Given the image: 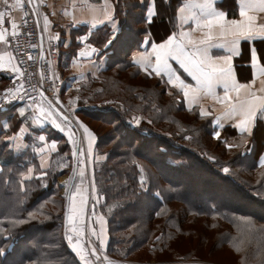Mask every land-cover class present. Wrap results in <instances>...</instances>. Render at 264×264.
I'll return each mask as SVG.
<instances>
[{"label": "rangeland", "instance_id": "374dc122", "mask_svg": "<svg viewBox=\"0 0 264 264\" xmlns=\"http://www.w3.org/2000/svg\"><path fill=\"white\" fill-rule=\"evenodd\" d=\"M104 4L108 7V13L118 14L116 4H113V9L109 0H104ZM49 10L46 5H41V29L44 30L45 24L47 31L44 30V37L60 52L62 43L59 35L62 34L64 25L51 17ZM135 15L134 12V19ZM123 16L126 18L127 14ZM117 31L113 32L111 26H108V32L98 30L93 41L106 40L104 44L109 46L116 34L119 35ZM82 34L88 37V31ZM58 42L61 43L59 47ZM108 48L102 51L104 69L107 66L105 57L109 54H112L111 57H117V49L114 51L113 48L114 53H110ZM120 48L127 49L126 40ZM74 50L75 48H72L68 51ZM8 52L7 47L0 51V93L8 86ZM120 52L124 53L122 49ZM94 53L97 55L99 52ZM101 67L102 65L95 63L71 66L61 64L60 61L55 69L59 82V100L55 107L57 111H52L51 115H45L50 111L44 108L27 105H18L20 107L8 110L0 108V249H4L3 255H0V264H82L81 257H85L90 264H255L254 258L257 262L263 259L258 264H264V241L256 237L250 244L245 236L247 226L238 223L236 226L230 225L214 215L205 217L200 214L197 205H208L207 200L213 199L226 206L234 204L233 206H239L242 210L256 208L261 210L262 214L264 210L247 200L234 198L233 191L229 188L225 189L205 181V175L198 170H160L162 178L164 175L170 180L165 181L163 178L164 182H160L149 174V169H143L141 162V166L134 165L135 174L137 173L136 189L139 192L132 191L131 187L119 197H104L100 193L96 176L105 173L102 169H105L104 165L108 162L106 151L113 145V141L107 139L116 133L113 129L119 124L116 121L111 124L105 122L109 118L106 114L107 103L115 99L121 100L123 96H129L130 101H133L134 88L135 93L142 91L147 96V107L153 109V106H158L162 110L161 114L157 111L162 119H159L157 114L155 116L159 124L163 125L161 122L164 118L174 117L184 127L192 125L201 128L198 133L200 138L196 143L215 148L221 154L225 153L221 149L224 144L220 142H224L226 137L223 132L219 140L208 138L204 134V119L199 113L191 111L195 110L191 101H186L175 88L170 87L168 82L161 78L152 77L140 70L142 74L138 76L133 69L124 72L113 69L102 75L98 71ZM62 75L66 76L64 80ZM119 85L124 91H120ZM137 100L140 101V98ZM21 108L25 109V117L18 115ZM177 108L180 110L177 111ZM64 112L71 113L70 123L66 124L60 119ZM52 119L64 126L65 131L53 127ZM137 119L139 123L144 120L137 114H132L129 119L123 118L120 126L122 132L125 125L131 126L132 129H146L141 123H136ZM144 123L147 124V129L153 128L147 120ZM80 125L88 128L91 137ZM69 128L72 133L71 140L66 134ZM217 130L213 128V137ZM122 132L118 129L117 135ZM41 135L45 140H39ZM10 137L12 139H9ZM189 137L185 134L183 138ZM97 141H101L102 145H98ZM52 143L55 147L50 145ZM174 143L175 141L172 142ZM226 143L225 146L231 145L233 148L230 151L231 156L239 150L250 151L247 136L229 135ZM89 147L90 156L79 155L80 149L87 153ZM38 157L42 158L39 161L41 167L38 166ZM171 157V163L174 165H179L178 162H181V165L187 164L185 159H194L192 156L190 158L179 154ZM246 160L249 166L255 163L250 157ZM156 162L161 167L157 160ZM259 163L257 162L258 166L262 167ZM192 164L196 165V162ZM29 169L32 171L29 172ZM260 174L261 171L257 169L243 176L246 180L254 182ZM122 176L117 178L122 179ZM171 181L174 185L169 183ZM152 183V187L156 184L159 187L157 192L153 191V196L161 201L162 195L167 196L165 203L161 204L164 205L161 209L152 208V203L148 201L150 199H145L147 203L143 201L136 208H124V201H135L138 195L143 193L140 190ZM107 193L113 195L111 191ZM159 194H162L161 197ZM66 213L73 217L78 216V220L73 224L74 230L70 233L74 237L73 247L77 249L76 252L66 239L69 224ZM133 217L137 220L134 221ZM126 219L130 221L128 224L123 222ZM21 220L25 223H19ZM232 227H235V230ZM259 228L264 234V227ZM93 230L97 235H93ZM80 233L84 235L79 237L80 243L76 244L75 238ZM141 233L149 235L147 242L137 239L142 238ZM227 234L229 241L226 240ZM101 239L104 241L103 246L100 244ZM63 242L67 245L66 249L62 246ZM93 249H96V255H91Z\"/></svg>", "mask_w": 264, "mask_h": 264}, {"label": "crops", "instance_id": "0c3cea01", "mask_svg": "<svg viewBox=\"0 0 264 264\" xmlns=\"http://www.w3.org/2000/svg\"><path fill=\"white\" fill-rule=\"evenodd\" d=\"M109 1L112 4V9L113 4H118V6H120L119 4L124 3L119 8V12L117 11L118 14L114 12L108 13V7L104 4V0H34L37 10L40 13H42L41 5H46L48 9H50L49 11L51 13V17L55 18L58 20V22L63 23L64 25L62 34L59 35L61 38L60 42L62 43V48H60V52L57 51L59 57L57 58V64H59L60 61L61 64L71 66H87L95 63V65H102L98 71L104 70L103 66L105 63L102 61V51L111 45L108 46L100 40L98 42L93 40L98 30H107L108 32V26H111V30L113 32L119 30L120 32L117 31L119 34L125 33L126 30L132 31L133 35H135L137 45L130 49L128 48V50L124 48H118L117 51L120 52L122 49L125 54L127 53L126 55L133 66L137 67L141 72H144L150 76H157L151 71L152 66L155 64V56L151 54L153 51L151 44L163 43L171 35L175 38L174 43H181L185 45V50L188 52H194L197 49H200V53H198L196 58H199L202 55L203 49L207 48L208 56L211 57L212 60L217 61V67L228 66L223 60H217L218 57L232 56V79H234L237 83L252 84L253 80H255L258 84L259 80L261 79L260 68H264V63L257 61L256 65L251 67L250 65L252 64V61L250 59L249 49L250 47L254 46L258 51V55L260 57H264V40L258 39L251 42L241 41L240 44L237 45V55L233 56L232 52L229 50L231 47L230 45L226 47L210 46L211 44L226 43L227 40L231 39L230 36L221 38L215 27L210 30L208 27L198 26L196 23L197 19L200 21H206L209 18V11H224L225 20L240 19L239 4L237 3V0H213L211 10L206 8L202 9L196 6L197 4L204 3V0H154V3L153 0ZM252 2L257 3V0H252ZM9 3L14 4L15 0H9ZM180 9H183V11H180ZM0 11H5L6 20L4 25H0V30L7 28V32L5 33L7 45L4 41H0V51L6 47L9 51V57L7 60L8 67L6 69L8 71L13 69L15 66L12 54L9 50L8 39L12 32L10 26L11 22H17L19 7H14L6 11L4 5L0 3ZM150 11L155 12V15L152 16L151 20L148 19ZM134 12L136 15L140 16L141 19L128 18V16L125 18L123 16L125 14H134ZM249 14L257 16L264 15L259 12L258 5L256 9ZM120 16H123V18H120ZM109 17H111V21ZM213 19L215 24V18ZM185 20L188 21L187 24L184 23ZM52 21L55 22L54 20ZM109 22L112 23L110 24ZM39 25L41 28L40 21ZM116 25L117 27H115ZM43 27L44 30L47 31V29H45V24H43ZM44 30L41 29V32L44 33ZM87 31L88 37H85L86 34L84 35L82 33ZM210 32L214 37L213 40L205 44H201L200 41H206L207 34ZM184 33H187V35H183ZM77 34H79V37H77ZM117 36L118 34H116V37ZM82 37L86 38L84 43L80 42V38ZM146 40L150 43H145ZM60 42H58V47L61 44ZM87 42H89V44ZM126 42L127 47H131V45H134L135 43L129 39H126ZM114 43L111 47L114 46ZM72 44L74 46H71ZM137 46H139V48ZM72 48H75V50L72 52L68 51ZM92 48H95L99 53L97 55H95V53H91V55H89ZM112 51H110V53ZM81 53H83V55H81ZM141 53L143 55H141ZM134 57L136 62L133 60ZM105 59L107 60L106 57ZM168 63L172 65L173 71L176 73V75L180 76V79L184 81V84L189 85L191 89H197V91L193 92L190 89L181 90L183 86L180 84V81L176 80L175 78L172 79V83H168L169 86L175 88L178 93L186 99V101L190 100L192 103L191 106L195 108L197 113H200L201 110L207 112L212 118V127L218 129V132L223 135L224 129H234L237 134L245 133L248 135V142H250L249 136H251L256 122L261 120L263 125L262 137H264V118H261L259 113L257 114V118L254 119L251 124L246 125V127L249 129L248 131L241 133L239 129L234 127V124L238 123V118L237 116L231 114L229 104L236 103L235 97L237 95H239L241 99H251V97L248 96L247 90L241 89L239 93H236L235 91L230 92L229 99L222 103L220 100L224 97V88L221 84L217 83L214 85V88L211 91H206L203 87H198L196 81L184 73L176 61L169 57ZM65 77L66 76L62 75V80H64ZM157 77L161 78L165 82H168L169 80L168 75L164 73H161ZM251 90L255 91V87H253ZM184 91H188L187 97L184 96ZM18 107L20 106H15L9 109H15ZM226 112L229 114L225 115ZM50 145L55 147L53 143ZM54 151L51 152V155L54 153ZM51 155L48 157L49 161ZM262 158H264V148L258 157V162H260V165H262ZM41 159V157H38L37 159L38 166L40 167L41 163L39 164V161H41Z\"/></svg>", "mask_w": 264, "mask_h": 264}, {"label": "trees", "instance_id": "16d2710c", "mask_svg": "<svg viewBox=\"0 0 264 264\" xmlns=\"http://www.w3.org/2000/svg\"><path fill=\"white\" fill-rule=\"evenodd\" d=\"M123 4H119L120 6H118L117 4V11H119V8ZM132 15L133 14H129L127 16L128 18H133ZM135 16L136 19H141L140 16ZM125 32L126 34H119L110 42V45L112 46V44L116 41L113 47L109 45L110 47L108 48V51H112L113 48L114 51L115 49L120 48L122 42L126 39L135 42L134 45L132 44L131 47H127L126 50L137 45L135 35H133V33L128 30H126ZM103 43H106V40ZM115 53L117 56L116 58L111 57L112 54H109L106 57L107 66L104 70L100 71L99 74L104 75V73H107L113 69H117L120 72L127 71L128 69H133L135 70V75H140L141 72H139V69L129 63V58L126 55L127 53L125 54L119 51H115ZM6 81L8 83V78H6ZM119 86L120 91H124L121 85ZM133 92V101H130L131 97L129 96H123L121 97V100L115 99L107 103L108 109L106 111V114L109 116V118H107L105 122L107 124H111L113 121H116L119 123V128L118 126H115L113 131L116 133L112 134L107 139V141H113V145L109 151H106L108 162L104 165L105 169H102V171L105 173L96 176V184L99 188L100 193L104 197H106V195L119 197L121 193L127 192L126 190H129L131 187L133 188L132 191L139 192L136 189L138 185L135 179L137 173L135 174L134 165L142 162L143 169H149V174L152 175L156 180L159 179L160 182H164V180L170 181L164 175L163 180L162 174L160 175V170L164 172H166V170L178 172L179 169L184 171H190V169L198 170L199 173L205 175V181L213 182L214 184H217L220 187H225V189L229 188L233 191L232 194L234 198L239 200H247L254 206H257L258 208L264 210V165H261L262 167H260L257 164L258 157L264 148V137H262L263 125L261 120H258V122H256L252 130L251 136H249V152H243L239 150L238 153H233V155L231 156L230 151L233 150L232 146H225V144H227L226 140L229 138V135L235 137H248V135L235 134L236 132H234V130L230 128L224 129L223 132L226 137L224 139V142L220 143L224 144V147H221V149L224 151L225 154H221L218 153L215 148L204 147L196 143V140L198 141V139L200 138H198V133L199 129L201 130V128H197L192 125H190L189 127L186 125L184 127V125L180 124L179 121L174 117H172V119L169 117L164 118L166 120L163 119V121L161 122L163 125L159 124V122L156 120H158V118L162 119L159 115L162 113V110H160L158 106H153L154 110L150 107H147L146 105H148V101L145 100L147 96L144 95L142 91H136L135 93L134 88ZM137 98H140L141 102L138 101ZM145 102L147 104H145ZM15 106L17 105L9 106L4 109L8 110L9 108ZM174 108H172V111H174ZM158 110L159 114L157 112ZM178 110H180V108H177V111ZM191 111L197 114L194 109H192ZM132 114L141 115L143 117L144 120H141V124H139L145 126L146 129H136L135 127L134 129H132L130 128L131 126L127 127L125 125V128L123 126L124 131L122 132V130L120 129V126H122L121 121L123 120V118L129 119ZM156 114L158 118H155ZM201 118L204 119L203 122L204 124H206L205 126L203 125L205 127L204 134L207 135L208 138L213 139L214 137L212 136V118L210 116ZM146 120L150 122V125L155 129H147V124L144 123V121ZM118 129L122 132L119 134V136L117 135ZM185 134L187 136H190L189 139L183 138ZM164 135H167L168 137H165ZM173 141H175L174 144H172ZM97 144L102 145V142L97 141ZM177 154L190 158L192 156V158L194 159H189L188 161L185 159L187 164L184 163L181 165V162H178L179 165H174L171 163V159L173 158L171 156ZM229 154L230 156H228ZM248 157H250V159H252V161L255 163H251V165L249 166V163L245 162L247 161L246 158ZM156 160L161 164V167L160 165H158ZM192 160L196 162V165L192 164L195 163ZM139 166L141 165L139 164ZM173 166L176 168H173ZM225 167L229 169L227 173L223 171ZM257 169L261 171V174L256 180H254V182L246 180V178L243 176L245 173L253 172ZM119 176H122L123 180L118 179L117 177ZM169 183H171V185H174L173 181ZM152 185L153 183L148 184L145 189L140 190L141 192L143 191V193L139 194L135 201H124V208H131L132 206L136 208L140 203L145 201V199H150L148 201L150 204L152 203V208L161 209L164 206L161 204L165 203L164 199H167V196L166 194L162 195L163 193L161 192L162 201L153 196V191L157 192L159 190V187L157 184L155 187H152ZM108 191H111L113 195L108 194ZM161 195L159 194L160 197ZM145 202L147 203V201ZM207 202H209L208 205L206 203L203 205H197V209L201 212L200 214H203L205 217H210L214 215L223 222L230 223V225L236 226V223H238L247 226V233L245 236L248 238L250 244L255 241L256 237L260 241H264V234L262 231H260L259 228L264 227V214L261 213V210H258L256 208H248L247 210H242L239 208V206H233L234 204H227L228 206H226L223 203L220 204L213 199H208ZM133 220L135 221L137 220V218L133 217ZM123 222L128 224V222L130 221L126 219L123 220ZM232 228L235 230V227ZM141 235L142 238L137 237V239L142 240V242H147L149 239V235L144 233H141ZM228 237L229 235L227 234V239H225L229 241L230 239ZM222 243L226 242L222 241ZM62 246L66 249L67 245L63 242ZM261 260L263 259L258 260V262H261ZM254 261H256L255 264H258L255 258Z\"/></svg>", "mask_w": 264, "mask_h": 264}, {"label": "snow or ice", "instance_id": "6c2138e0", "mask_svg": "<svg viewBox=\"0 0 264 264\" xmlns=\"http://www.w3.org/2000/svg\"><path fill=\"white\" fill-rule=\"evenodd\" d=\"M0 3L4 5L5 10L7 11L14 7L26 8V5L27 3H30V0H25L24 3H22V0H15L14 4H10L9 0H0ZM237 3L239 4L240 19L225 20L224 11H209V18L206 21H200L199 19H197L196 21L198 26H206L210 30L215 27L221 38L230 36L231 39L227 40L226 43L211 44L210 46L226 47L230 45L231 47L229 48V50L232 52L233 56L237 55V45H239L241 41L251 42L258 39L264 40V15L257 16L249 14L256 9L257 5L259 7V12L261 14H264V0H257V3H253L252 0H237ZM212 5L213 0H204V3L197 4L196 6L202 9L206 8L211 10ZM180 11H183V9H180ZM154 15L155 12L150 11L148 19L151 20L152 16ZM213 18H215V24ZM109 19H111V17H109ZM187 22V20L184 21L185 24H187ZM5 23V11H0V25H4ZM10 26L12 29L11 35H18L19 33L17 32V28L19 26L15 22H11ZM6 32L7 28L0 30V41H4L5 43H7V39L5 36ZM183 35H187V33H184ZM213 38L214 37L210 32L209 34H207V40H201L200 43L205 44L212 41ZM174 39V36L170 35L168 39L163 43L151 44L153 50L151 54L155 56V64L151 68L152 72H154L157 76H159L161 73L167 74L169 77L168 83H172L173 78L179 80L180 84L183 86L181 90L190 89L193 92L197 91V89H191L189 85L184 84V81L180 79V76L176 75V73L173 71L172 65L168 63V58L170 57L172 60L176 61L179 64L184 73H186L196 81L198 87H203L206 91H211L214 88L215 84H221L224 88V97L220 100V102L222 103L229 99L230 92L235 91L236 93H239L241 89L247 90L248 96L251 97V99H241V97L237 95L235 97L236 103L229 104L231 114L237 116L238 118V123H235L234 127L239 129L241 133L249 130L246 125L251 124L254 119L257 118L258 113L260 114L261 118H264V68H260L261 79L259 80L258 84L255 80H253L252 84H240L232 79V56L218 57L217 60H223L228 66L217 67V61L212 60V58L208 56L207 48L203 49L202 55L199 58H196L198 53H200V49H197L194 52H188L185 50V45L181 43H174ZM85 40V37L80 38L81 43H84ZM145 43L150 42L146 40ZM95 51L96 49L92 48L89 55H91V53H94ZM249 54L252 61V64L250 65L251 67H254L257 61L264 63V57H260L258 55V51L254 46L250 47ZM81 55H83V53H81ZM141 55L143 54L141 53ZM29 59H32V57L30 56ZM133 60L134 62H136L135 57L133 58ZM14 71L18 75H22L19 68H15ZM253 87H255V91L251 90ZM20 88H23V84L20 85ZM16 91L17 93H19L20 89H17ZM6 95L11 97L12 99H23L24 96L28 95V93L25 90L23 95H13L12 90L9 89ZM184 96H188V91H184ZM61 111H63V109ZM51 114V112L45 113V115ZM199 114L201 117H205L208 115V113L204 110H201ZM228 114V112L225 113V115ZM18 115L20 117H25V109L21 108ZM60 119L65 121L66 124L70 123L71 113L64 112ZM136 123L139 124L138 119L136 120ZM51 124L58 130L62 132L65 131V127L57 123L55 119L51 120ZM80 127H82L83 131L91 137V133L89 132L88 128L84 127L83 125H80ZM66 134L69 135V140H71L72 133L70 128L68 129V132ZM214 138L219 140L221 138V133L218 131L215 132ZM9 139L12 138L10 137ZM39 140L43 141L45 140V137L41 135L39 136ZM75 155L76 153H74V156ZM79 155L90 156L91 148L89 147L87 153H85L83 149H80ZM261 164L264 165V158L261 159ZM31 171L32 170L29 169V172ZM223 171L227 173L229 169L225 167ZM29 178L30 177H25V179ZM29 215L31 216L32 214ZM66 219L69 221V224L67 225L66 239L69 246L73 247L74 237L70 233H72L74 230L73 224L78 220V216L73 217L66 213ZM19 223H25V221L21 220L19 221ZM81 235H84V233L78 234L75 238L76 244L80 243L79 237ZM93 235H97L94 230ZM100 244L101 246H103L104 244V241L102 239L100 240ZM73 251L76 252L77 249L73 247ZM3 253L4 249H0V255H3ZM77 255H79V252H77ZM91 255H96V249H93ZM81 260L82 264H90V262L85 257H81Z\"/></svg>", "mask_w": 264, "mask_h": 264}, {"label": "built area", "instance_id": "2783aa9c", "mask_svg": "<svg viewBox=\"0 0 264 264\" xmlns=\"http://www.w3.org/2000/svg\"><path fill=\"white\" fill-rule=\"evenodd\" d=\"M25 0H22L24 3ZM41 13L37 10L34 0L27 3L26 8L19 7L16 24L19 26L16 36L10 34L8 46L15 66L7 72L8 86L0 93V108L13 105H27L30 107L44 108L56 112L59 82L55 76L57 51L41 32L39 21ZM32 59H29V57ZM19 68L22 75L14 69ZM23 84V88L20 85ZM11 89L13 95H23L26 90L28 95L23 99H12L7 96ZM17 89H20L17 93Z\"/></svg>", "mask_w": 264, "mask_h": 264}]
</instances>
